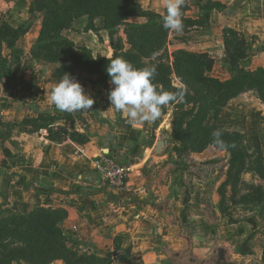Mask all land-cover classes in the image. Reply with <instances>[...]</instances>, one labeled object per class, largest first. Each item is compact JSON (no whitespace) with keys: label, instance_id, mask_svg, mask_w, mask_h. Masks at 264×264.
Listing matches in <instances>:
<instances>
[{"label":"crops","instance_id":"obj_1","mask_svg":"<svg viewBox=\"0 0 264 264\" xmlns=\"http://www.w3.org/2000/svg\"><path fill=\"white\" fill-rule=\"evenodd\" d=\"M32 1L0 0V25L27 28L13 50L0 46V215L23 214L34 208L63 211L66 216L61 228L68 245L88 256L109 259L112 253H119L121 259L109 264H131L127 258L134 256L138 264L186 260L181 257L188 249V239L180 232L182 196L174 186V176L180 169L174 166L178 154L170 145L162 151L168 142L159 139L161 134H168L170 121L167 126H156V122L130 124L126 114L110 107L106 91L86 80L77 82L94 99L90 111L68 114L56 110L49 100L56 83L52 68L31 56L42 21L41 14L28 25ZM136 1L146 11L159 15L165 12V0ZM210 1L220 7L212 11L209 26L192 27L195 31L191 33L199 35L196 41L173 44L170 51L205 53L214 61L211 75L228 80L231 73L222 31L230 28L249 41L247 57L241 61L243 69H264V0ZM195 3L185 0V18H199ZM82 19L86 18L77 20ZM86 23L85 28L65 30L63 36L74 46L80 42L91 55L90 46L110 48L108 34L97 27L98 34L104 32L107 36L100 43V36L86 30ZM247 96L259 104L258 110L241 102ZM226 109L231 110L225 119L229 122L246 117L245 123L249 124L255 113L264 117V106L252 92L231 100L221 110L217 125L222 124ZM64 113L70 121L63 118ZM40 116L57 118L50 125L51 133L37 130ZM260 122L263 136L254 137L264 159V120ZM159 142L165 145L156 154ZM107 152L130 168L124 191L105 188L93 168L94 159Z\"/></svg>","mask_w":264,"mask_h":264},{"label":"trees","instance_id":"obj_2","mask_svg":"<svg viewBox=\"0 0 264 264\" xmlns=\"http://www.w3.org/2000/svg\"><path fill=\"white\" fill-rule=\"evenodd\" d=\"M36 6H39L42 21L31 56L40 63L54 67L52 78L56 83L66 73L76 81L86 80L99 86L108 94L110 86H114L110 84L106 71L108 63L111 59L122 57L136 68L155 65L157 75L153 83L158 91L186 88L184 102L169 105L174 110L171 117L173 138L184 150L199 154L210 147L216 149L213 147L212 132L220 130L222 139L230 145L226 151L230 157L226 179L219 189L221 209L228 211L225 205L235 206L244 202L257 209V215L264 223V159L260 144L249 142L239 131L226 130L217 125L221 110L243 93H254L264 106V69L250 72L241 66L249 47L248 43H243L241 34L230 28L222 31L231 77L221 81L211 75L214 61L207 54L185 50L170 52L168 37L172 31L161 27L165 12L159 15L146 11L136 0H33L30 8L32 18L28 25L35 20L32 15ZM219 7L210 0L200 2L199 18L190 20L184 17V5V27H208L212 11ZM83 17L87 19L86 30L95 34L98 29L94 20H102V30L108 34L113 50L110 58L94 57L84 47L74 52V44L63 36L74 20ZM120 28L123 29L125 43L118 36ZM26 30L1 24L0 46L4 44L13 50ZM117 36V40H114ZM63 118L70 121L65 113ZM56 120L54 116H40L36 128L51 133L50 125ZM245 172L254 175L260 184L252 186V193L241 196L236 202L239 186L243 184L241 175ZM227 194H230V200H226ZM206 206L209 207V203ZM65 216L63 211L43 208H34L23 214L0 215V264H51L56 261L85 264L91 259L109 264L110 257L85 256L68 245L61 228ZM203 216L213 225V217L206 212ZM248 223L249 238L257 227L254 218L248 219ZM190 258L197 261L194 256L190 255ZM213 262V259H206L200 264Z\"/></svg>","mask_w":264,"mask_h":264},{"label":"rangeland","instance_id":"obj_3","mask_svg":"<svg viewBox=\"0 0 264 264\" xmlns=\"http://www.w3.org/2000/svg\"><path fill=\"white\" fill-rule=\"evenodd\" d=\"M195 1V4L199 7L200 2H205L206 0ZM34 9L35 12L32 16L35 19H39L41 17V13L38 12L39 6H36ZM101 22V19L96 20L94 23L96 28H102ZM85 23L86 19H76L70 28L73 30L80 27L85 28ZM193 31H195L193 28L184 27L181 34L171 32L168 37L169 46L173 44L181 46L196 41L199 35L197 33H191ZM203 31L204 30H202V32ZM122 32L123 29L120 28L118 36L125 43ZM72 34H74V32ZM65 35L71 37L70 33H65ZM96 35L100 36V38H98V40L100 39V43L103 41L104 37H107L104 32L101 34L96 33ZM118 36L115 37L114 40H117ZM71 39L74 41L76 40L74 35H72ZM248 42V39L243 36V43ZM81 47L83 48V45L77 41L74 52H77L76 49ZM126 48L125 46V49ZM168 49L170 51V47H168ZM90 50L93 55H100V57L102 56L103 58H110L113 54L111 45L110 48L102 46V44L95 45V48L90 46ZM51 68L53 70L54 67L51 66ZM112 87L114 86H110V89ZM241 102L248 104L247 106L252 107L253 110H258L260 108L259 104L250 96L241 99ZM229 111L231 112L230 109L223 111V119L222 122H220L222 123L219 125L220 127L230 131L234 130L241 132L249 142H257V137L254 136H263V130H261L262 128L259 123H261L260 120H264V117H260V113L253 114L252 117L254 118H251L252 122L248 120L250 123L246 124V117H244L243 120L238 119L230 122L225 120L228 119L226 116L230 114ZM162 112L161 118L156 121V126H161L164 123H166L165 125L167 126L168 120L170 121L168 125V134L165 132L161 134L159 138L168 142L162 151L170 145L172 150L178 154L174 166H180V169L179 171L177 170L174 176V186L177 189L176 192L180 193L182 196L179 210L182 211L180 221L183 224L180 232L182 231L188 239V249L185 251L187 252L186 255L192 254L200 261L213 259L214 262L211 264H264V223L262 219L260 220L258 217L257 209L244 202H240V204H236L235 206L225 205L228 211H223L221 209L220 202L222 198L219 195V189L226 179L225 176L230 160L229 154L212 147L199 154L184 150L181 144L173 138L171 121L174 112L173 107L167 106L163 108ZM183 166H185V169H182ZM241 180L243 184L239 186L236 202L239 201L241 196L252 193V186L260 184L259 180L254 175L246 172L241 175ZM230 198V194H227L226 200H230ZM206 203H209V207L206 206L207 208L205 207ZM205 212L210 217L214 218L213 225H210L204 218L203 214H205ZM250 218L255 219L257 228L248 238V233L250 231L248 219ZM186 255L182 254V259L185 258L184 256ZM127 261H130L131 264L139 263L135 256L127 258ZM85 264L101 263L91 259L89 263ZM168 264L196 263L187 258L183 261L175 258L169 259Z\"/></svg>","mask_w":264,"mask_h":264},{"label":"clouds","instance_id":"obj_4","mask_svg":"<svg viewBox=\"0 0 264 264\" xmlns=\"http://www.w3.org/2000/svg\"><path fill=\"white\" fill-rule=\"evenodd\" d=\"M184 5L185 0H165L161 23L164 30L176 34L183 32ZM106 71L110 84L114 85L108 93L110 107L126 114L130 124L154 123L161 118L163 108L184 102L186 88L157 90L153 83L157 75L155 65L136 68L124 58L116 57L109 61ZM49 100L56 110L68 114L90 111L94 104V99L85 93L82 85L66 73L52 86ZM212 137L213 147L228 151L230 145L222 139L220 130L213 131Z\"/></svg>","mask_w":264,"mask_h":264},{"label":"built area","instance_id":"obj_5","mask_svg":"<svg viewBox=\"0 0 264 264\" xmlns=\"http://www.w3.org/2000/svg\"><path fill=\"white\" fill-rule=\"evenodd\" d=\"M93 168L100 183L108 190L121 192L127 189L130 168L120 161L117 156L108 152L102 153L94 159ZM110 259L112 262H118L120 254L114 252L111 254Z\"/></svg>","mask_w":264,"mask_h":264},{"label":"water","instance_id":"obj_6","mask_svg":"<svg viewBox=\"0 0 264 264\" xmlns=\"http://www.w3.org/2000/svg\"><path fill=\"white\" fill-rule=\"evenodd\" d=\"M165 145V143H163V142H159L158 144H157V146H156V148H155V153L156 154H158L159 152H160V150H161V148L163 147ZM187 253V252H186ZM190 255L191 256H194V255H192V254H188V255H186V256H184V257H187L189 260H191V261H193L191 258H190ZM181 256H182V254H181ZM195 257V256H194ZM196 258V257H195ZM197 259V261H193L194 263H196V264H200L201 262H203V261H200L198 258H196ZM211 264V263H210Z\"/></svg>","mask_w":264,"mask_h":264}]
</instances>
